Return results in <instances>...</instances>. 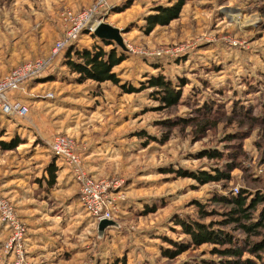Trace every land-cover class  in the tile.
<instances>
[{
  "label": "rangeland",
  "instance_id": "rangeland-1",
  "mask_svg": "<svg viewBox=\"0 0 264 264\" xmlns=\"http://www.w3.org/2000/svg\"><path fill=\"white\" fill-rule=\"evenodd\" d=\"M96 1L0 0V78L15 63L45 56L66 33L65 12ZM177 1L107 0L111 10L102 22L120 30L124 47L110 40L126 56L114 71L136 91L77 81L63 63L64 49L41 80L11 93L29 112L9 115L0 128V197L14 214L8 220L0 211V264H225L234 258L214 251L229 244L193 243L178 220L213 222L243 241L247 234L235 223L218 224L234 206L214 197L245 191L249 201L264 194V0H186L176 19L145 32L147 16ZM84 31L89 34L82 30L72 43L91 47L94 39ZM158 74L178 88L176 104L167 106L160 88L149 84ZM58 135L86 176L111 184L106 198L115 225L103 232L82 205L74 168L52 152ZM13 141V149L3 147ZM54 160L58 176L50 187L47 167ZM219 171L225 175L209 182L192 175ZM263 207L253 211V221ZM259 254L245 251L242 259L264 264Z\"/></svg>",
  "mask_w": 264,
  "mask_h": 264
},
{
  "label": "trees",
  "instance_id": "trees-1",
  "mask_svg": "<svg viewBox=\"0 0 264 264\" xmlns=\"http://www.w3.org/2000/svg\"><path fill=\"white\" fill-rule=\"evenodd\" d=\"M186 3V0H178L176 4L168 7H160L157 14H152L147 16L145 32L152 31L158 25H167L172 20L176 19ZM82 35H89L94 39L93 45L87 46L85 44L72 43L66 47L65 54L63 56V63L69 68V71L76 73L79 82H84L86 80H92L96 83L113 82L114 84H120L126 91L133 92L136 91V87L132 85H122L120 78L114 69L120 65L125 59V52L121 51L118 46L110 39H102L95 35V33L82 32ZM106 46H110L106 49ZM36 78L35 80H38ZM149 84L152 87H159L158 97L166 102L167 106H172L176 104L179 100V90L172 83L171 80L167 79L163 75H152L148 79ZM187 122V121H185ZM207 123H210L207 120ZM204 129V126L202 127ZM3 147L6 149H13L17 145V141L13 142H2ZM206 154L210 157H220L222 154L218 151L208 150ZM57 158V157H56ZM49 173V185H54L56 182L58 167L55 160L47 167ZM196 176L202 182H209L213 179H221L225 174L223 171H219V174L212 176L209 173L201 172L200 174H192ZM245 191H241L236 195H232L231 198L226 197H214L215 201H221L227 204H232L234 207L226 212L225 218L218 222V224H231L235 223V229H241L246 234L247 237L243 241L236 240L233 235L226 232L214 224L205 223L198 219L192 218L189 220L179 219L178 223L182 225L184 233L191 236L193 243L196 245H201L205 243H212L214 245H226L230 246L224 248L223 250L215 247L214 251L220 252L225 256L234 257L232 260H225V264H255L252 259H242V255L245 251L252 252L254 255L260 257V252H264V207L259 216V220L253 221V211L259 207V205H264V194L257 193L255 198L248 201V197ZM200 212L205 213L204 205L200 204ZM203 217V216H202ZM251 236H261L259 241H251L249 237ZM186 246H180L177 253L182 251ZM167 255H174L173 251H169ZM119 262L114 264H119ZM121 264H127L126 261H121Z\"/></svg>",
  "mask_w": 264,
  "mask_h": 264
},
{
  "label": "built area",
  "instance_id": "built-area-1",
  "mask_svg": "<svg viewBox=\"0 0 264 264\" xmlns=\"http://www.w3.org/2000/svg\"><path fill=\"white\" fill-rule=\"evenodd\" d=\"M111 10L107 0H97L92 6L79 12L68 11L64 14L67 30L63 38L58 39L51 49V52L14 67L11 71L0 78V108L4 114L26 116L29 109L25 105L18 104L12 98L11 93L17 90L28 80L41 77L53 65L58 54L79 38L82 30L94 33L95 29L102 22L106 13ZM52 152L61 161L72 165L75 175L81 181V202L85 210L99 219H112L111 206L107 204V194L111 184L105 181H97L86 176L80 159L73 153L66 137L58 135L53 141ZM0 211L4 218L14 219L12 208L0 197Z\"/></svg>",
  "mask_w": 264,
  "mask_h": 264
},
{
  "label": "water",
  "instance_id": "water-1",
  "mask_svg": "<svg viewBox=\"0 0 264 264\" xmlns=\"http://www.w3.org/2000/svg\"><path fill=\"white\" fill-rule=\"evenodd\" d=\"M94 33L96 36L102 39H113L120 46L124 47V41L121 36L120 30L108 23L100 22ZM113 225H115V221L107 218H102L99 221V231L103 232L105 229Z\"/></svg>",
  "mask_w": 264,
  "mask_h": 264
},
{
  "label": "crops",
  "instance_id": "crops-1",
  "mask_svg": "<svg viewBox=\"0 0 264 264\" xmlns=\"http://www.w3.org/2000/svg\"><path fill=\"white\" fill-rule=\"evenodd\" d=\"M53 47V44L51 45V47H50V49L48 50V52L46 53V55L49 53V51H51V48ZM45 55V56H46ZM37 58V57H36ZM32 59H35V58H32ZM27 61H28V59H26ZM26 60H24L23 62H25ZM23 62H21V63H15V64H13L12 66L13 67H15V66H17V65H20V64H22ZM12 67V68H13ZM7 74V73H6ZM5 75V74H4ZM45 79V78H44ZM46 79H48V77H46ZM45 79V80H46ZM38 80H41V79H38ZM35 81H37V80H35ZM49 81V79L48 80H46V82H48ZM42 83V82H41ZM13 97V96H12ZM13 99H15V100H18V98H17V96H14L13 97ZM0 116L1 117H3V118H6V120L4 121H1L0 122V128L6 123V121H9L10 119L8 118V116L9 115H7V114H4L2 111H1V108H0ZM11 117V116H10ZM64 162L63 161H60V164H63ZM57 176H58V172H57ZM48 179H49V176H48V178H47V182H48ZM56 179H57V177H56ZM56 183V182H55ZM55 183H54V185H55ZM54 185H52V186H50V187H53Z\"/></svg>",
  "mask_w": 264,
  "mask_h": 264
}]
</instances>
